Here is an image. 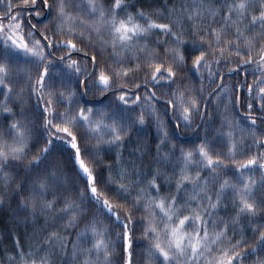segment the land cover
<instances>
[{
	"label": "snow or ice",
	"instance_id": "6c2138e0",
	"mask_svg": "<svg viewBox=\"0 0 264 264\" xmlns=\"http://www.w3.org/2000/svg\"><path fill=\"white\" fill-rule=\"evenodd\" d=\"M5 206L0 264H264V0H0Z\"/></svg>",
	"mask_w": 264,
	"mask_h": 264
},
{
	"label": "trees",
	"instance_id": "16d2710c",
	"mask_svg": "<svg viewBox=\"0 0 264 264\" xmlns=\"http://www.w3.org/2000/svg\"><path fill=\"white\" fill-rule=\"evenodd\" d=\"M147 0H128V3L134 5L135 7H140L142 3H146ZM154 7H158L159 5H153ZM132 9L130 8L129 11H131ZM141 77H143V73H141ZM240 79H243V77H240ZM232 80L235 81L236 77L233 76ZM191 83V81H190ZM200 84L197 82L196 83V89L197 91L199 90ZM170 91V90H169ZM195 94V93H194ZM202 103V102H201ZM221 108L224 107L223 103H221L220 105ZM205 115L207 116L208 113L205 112ZM197 119H199V117H197ZM193 128H195V125H193ZM151 133L149 128H145L144 130V135L146 137H149ZM3 199L6 201L7 197H3ZM11 210L7 208V206H5V208L3 210H0V251L2 250H7L10 248V240H9V233H13L16 235H19L21 238H23L24 236V232H25V227L24 225L21 223L18 227L17 225L14 223V220L16 219L13 216H10L8 214V212H10ZM22 213L20 214V216L22 217ZM106 223V222H105ZM139 251V249H137ZM141 260V264H143V256L141 254V256L139 257Z\"/></svg>",
	"mask_w": 264,
	"mask_h": 264
}]
</instances>
